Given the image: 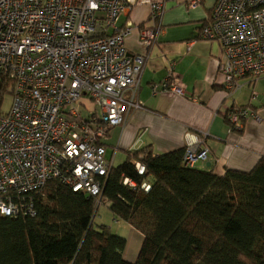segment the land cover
<instances>
[{
  "label": "built area",
  "instance_id": "built-area-1",
  "mask_svg": "<svg viewBox=\"0 0 264 264\" xmlns=\"http://www.w3.org/2000/svg\"><path fill=\"white\" fill-rule=\"evenodd\" d=\"M165 1L0 0V104L7 95L12 99L6 113L0 110V217L33 216L26 195L53 178L106 202L103 177L115 150L107 157L103 140L140 107L147 59L128 54L130 28L119 29L116 22L133 7L148 5L151 25L140 30V41L149 48L162 32ZM199 2L186 1L191 8ZM199 35L221 45L217 69L227 89L236 90L243 76L264 74V0H215ZM151 90L183 94L172 69ZM226 119L232 131L243 120L261 118L249 106H234ZM208 155L204 139L195 138L184 147L182 162L194 167ZM132 164L144 174L143 163Z\"/></svg>",
  "mask_w": 264,
  "mask_h": 264
},
{
  "label": "trees",
  "instance_id": "trees-1",
  "mask_svg": "<svg viewBox=\"0 0 264 264\" xmlns=\"http://www.w3.org/2000/svg\"><path fill=\"white\" fill-rule=\"evenodd\" d=\"M183 152L129 150L103 177L112 216L142 235L134 261L124 237L94 222L96 199L53 178L26 195L33 216L0 217V264H264V155L217 175L184 166Z\"/></svg>",
  "mask_w": 264,
  "mask_h": 264
},
{
  "label": "crops",
  "instance_id": "crops-1",
  "mask_svg": "<svg viewBox=\"0 0 264 264\" xmlns=\"http://www.w3.org/2000/svg\"><path fill=\"white\" fill-rule=\"evenodd\" d=\"M186 1L164 2L163 29L157 43L149 48L140 41V30L151 25L148 5L135 6L117 20V28H130L124 39L128 54H147V59L139 78L140 107L129 112L123 125L109 129L103 140L106 156L115 150V154L124 153L125 160L127 151L145 146L153 154H161L202 137L209 155L195 167L217 175L226 168L249 171L264 155V74L243 76L236 80V90L227 89L217 69L221 45L199 35L215 0H200L193 8ZM171 69L183 94L160 90L154 95L151 86L161 84ZM247 105L260 116V121L243 120L230 131L226 111ZM135 231L140 247L142 235ZM136 248L134 240L129 244L127 238L123 257L134 261Z\"/></svg>",
  "mask_w": 264,
  "mask_h": 264
},
{
  "label": "rangeland",
  "instance_id": "rangeland-1",
  "mask_svg": "<svg viewBox=\"0 0 264 264\" xmlns=\"http://www.w3.org/2000/svg\"><path fill=\"white\" fill-rule=\"evenodd\" d=\"M11 101H12V99L9 95H7L2 100V102L0 104V110L3 113H6L9 110L10 105H11ZM124 158H125L124 153L118 152L114 156V164H118L119 162L123 161ZM93 219H94V222L97 224L107 225L109 227V229L114 234H117V235L124 237L126 241L128 238L129 244L132 243L134 240V243L137 246L136 251H135V255L138 254L140 247L138 244V239L136 240V236H137V233L135 231L136 229L135 230L131 229V227L126 225L127 223H125V222L116 221L115 218L112 216L111 212L109 211L106 203H101L98 205L97 210H96V214H95ZM141 242H142V238H141Z\"/></svg>",
  "mask_w": 264,
  "mask_h": 264
}]
</instances>
